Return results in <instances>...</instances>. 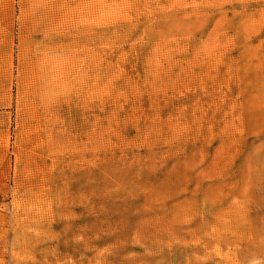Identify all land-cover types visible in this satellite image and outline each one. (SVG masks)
<instances>
[{
	"label": "rangeland",
	"instance_id": "rangeland-1",
	"mask_svg": "<svg viewBox=\"0 0 264 264\" xmlns=\"http://www.w3.org/2000/svg\"><path fill=\"white\" fill-rule=\"evenodd\" d=\"M0 264H264V0H0Z\"/></svg>",
	"mask_w": 264,
	"mask_h": 264
}]
</instances>
